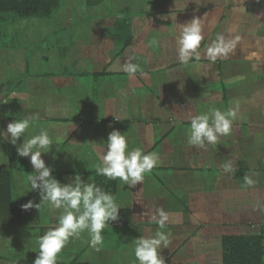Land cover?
Returning <instances> with one entry per match:
<instances>
[{
    "label": "crops",
    "instance_id": "1",
    "mask_svg": "<svg viewBox=\"0 0 264 264\" xmlns=\"http://www.w3.org/2000/svg\"><path fill=\"white\" fill-rule=\"evenodd\" d=\"M60 1L65 2L66 15L64 11L61 18L47 20L35 16L40 58L54 60L58 44L53 38L73 31L70 22L75 15L67 11L76 4L83 6L82 20L92 17L99 23L90 28L93 45L67 42L61 62L67 70L41 73L34 83L27 82L28 89L8 90L6 96L17 98L0 110V169L8 168L7 146L17 150L4 132L15 118L39 114L26 138L42 128L49 131L53 145L42 157L62 183H70L77 174L93 182L109 133L125 132L130 149L158 154V166L134 187L118 179L119 216L103 230L99 251L90 247L84 232L70 238L57 262L139 264L134 241L157 231L152 218L162 208L170 216L164 229L170 233L169 244L160 252L164 264H219L222 236L259 235L264 226V0ZM194 18L201 19L204 31L197 49L200 59L180 63L177 39L183 24ZM221 35L232 47L212 61L207 49ZM127 59L138 66L133 76L123 70ZM72 63L75 69L69 68ZM44 74L48 77L41 79ZM43 93L47 99L39 105ZM237 104L229 135L202 147L188 143L190 114ZM23 140L20 137L17 144ZM21 158L33 168L30 156ZM228 162L232 172L221 167ZM10 172L13 198L37 196L40 203L39 191L30 190L27 182L33 173L23 167ZM245 175L254 181L251 186L245 184ZM39 211L34 224L0 227V264L37 258L40 230L54 227L62 209L42 203ZM43 212L48 216L43 218ZM205 254L209 261H204Z\"/></svg>",
    "mask_w": 264,
    "mask_h": 264
},
{
    "label": "clouds",
    "instance_id": "2",
    "mask_svg": "<svg viewBox=\"0 0 264 264\" xmlns=\"http://www.w3.org/2000/svg\"><path fill=\"white\" fill-rule=\"evenodd\" d=\"M204 39V31L200 18H194L183 24L177 39L178 62L187 63L191 58L197 61L200 54L197 51ZM236 39H239L237 37ZM232 47V43L225 42L224 37L218 36L217 41L207 49V56L215 61L218 56L225 55ZM123 70L129 76L135 75L138 66L127 59L123 63ZM239 105L221 111L218 108H209L207 112L190 114V130L188 143L190 145L204 146L216 144L221 136H227L233 131V122L237 119ZM39 114H30L20 119L15 118L8 123L6 140L17 145V154L21 157H29L34 168L33 175L27 176L30 190L39 191L41 201H34L22 205L24 210L47 204L55 209H62L58 223L46 231L38 240L39 251L34 264H57L58 255L65 248L70 238H79L81 233L87 232L90 247L99 251L104 243L103 230L109 221H115L119 216V207L114 196L104 191L93 182L84 181L77 174L70 183H62L53 175V167L46 165L42 153H48L53 145L47 129H41L38 134L26 138L27 130L32 121L38 120ZM24 137L23 143L17 144L20 137ZM107 151L104 148L99 156L96 172L110 180L119 179L125 185L136 186L143 182L145 174L159 164V156L156 152H145L141 148H129V142L119 130L109 133L107 139ZM225 172H232L231 162L221 165ZM245 184L251 186L254 181L244 176ZM28 190V191H30ZM158 225L157 231L151 236H140L135 239L134 254L139 264H164L160 252L168 247L170 233L164 231L170 219L169 213L162 208L158 210V216L152 218Z\"/></svg>",
    "mask_w": 264,
    "mask_h": 264
},
{
    "label": "rangeland",
    "instance_id": "3",
    "mask_svg": "<svg viewBox=\"0 0 264 264\" xmlns=\"http://www.w3.org/2000/svg\"><path fill=\"white\" fill-rule=\"evenodd\" d=\"M61 8L63 9V11L60 10ZM65 9H67V7L65 6V2L60 1L57 8L50 15L37 16H41L43 20H47L48 17L54 15H58L56 18H61V14L64 11V15H66ZM67 12L75 15L74 20L70 22L73 25V31H68L66 36L60 35L53 38L58 45L55 48L56 53H53L54 60H51L49 57L48 62L40 58V56H43L41 54L42 46L38 45L39 38H37V40H35L36 38H34V33H36L38 30L36 20L39 17L32 16L27 18H20L15 15H7L6 21L4 23H0V99L3 97L5 99V101H0V103H3L0 105L1 111H3L4 105H8V102L9 104H11L10 99L12 97H14L15 99L17 98L14 95H11L9 97L6 96L11 93L8 90L13 86H21L24 89L27 88V82L32 81V83H34L36 76L41 73H48L49 71H58L57 73H59L61 72V70H67V66L64 63H61L64 57V54L62 53V51H64L63 47L67 44V42H70V46H73L76 40L78 41V43H87L88 47L93 45L94 31L90 28H92L94 24L99 26L98 21H92V17H90L89 20H82L81 15L83 12V6L81 4H76L73 7L72 11ZM58 24L60 25V27L62 26V22H58ZM85 26L89 27L88 31L84 30ZM60 27H54V29L56 28L57 30H59ZM42 30V32H46L44 31V28ZM73 32H76V34H78L79 32V34H81L75 38L72 36ZM95 39L97 38H94V40ZM107 56L108 54H106V57ZM42 61H44L43 64ZM71 65H73V67L71 66L69 68L75 69V63H72ZM40 77L41 79H43L45 77H48V74H44ZM15 78H19L21 82L19 84H16L17 82ZM39 96V105H41V101L47 99V95L43 93ZM23 100H25V98H23ZM43 102H45L46 105L50 103V101ZM7 111L8 108L6 107L5 112ZM1 153H3V151ZM42 216L44 218L45 216H48V214L46 212H43ZM215 252L217 253V250ZM202 257L204 261H209V255L205 254ZM58 259L62 258L58 257ZM219 264H221V260H219Z\"/></svg>",
    "mask_w": 264,
    "mask_h": 264
},
{
    "label": "trees",
    "instance_id": "4",
    "mask_svg": "<svg viewBox=\"0 0 264 264\" xmlns=\"http://www.w3.org/2000/svg\"><path fill=\"white\" fill-rule=\"evenodd\" d=\"M59 4V0H0V23L6 21L7 15L18 17H32L37 15H50ZM2 142V125L0 122V144ZM8 168L0 169V227L31 225L39 221L40 211L35 206L24 210L22 205L28 201L39 203L37 196L14 199L11 188L12 168L23 167L27 172L35 174L33 168L18 156L13 146L6 148ZM118 179L110 180L105 176L93 174V183L104 191L117 195ZM49 229L42 228L40 236ZM262 231V229H261ZM221 264H264L262 236L245 234H227L221 237ZM35 259H19L15 264H34ZM57 264H75L57 262Z\"/></svg>",
    "mask_w": 264,
    "mask_h": 264
},
{
    "label": "built area",
    "instance_id": "5",
    "mask_svg": "<svg viewBox=\"0 0 264 264\" xmlns=\"http://www.w3.org/2000/svg\"><path fill=\"white\" fill-rule=\"evenodd\" d=\"M113 224L115 225L117 223L113 222ZM261 236H262V248L261 249L263 250V256H264V226L262 227Z\"/></svg>",
    "mask_w": 264,
    "mask_h": 264
}]
</instances>
